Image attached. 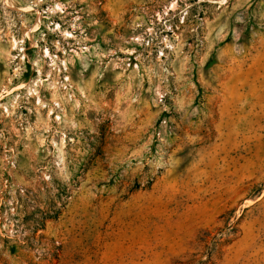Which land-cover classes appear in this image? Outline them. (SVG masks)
<instances>
[{"label":"rangeland","instance_id":"rangeland-1","mask_svg":"<svg viewBox=\"0 0 264 264\" xmlns=\"http://www.w3.org/2000/svg\"><path fill=\"white\" fill-rule=\"evenodd\" d=\"M0 264H264V0H0Z\"/></svg>","mask_w":264,"mask_h":264},{"label":"trees","instance_id":"trees-1","mask_svg":"<svg viewBox=\"0 0 264 264\" xmlns=\"http://www.w3.org/2000/svg\"><path fill=\"white\" fill-rule=\"evenodd\" d=\"M201 89V88H200Z\"/></svg>","mask_w":264,"mask_h":264}]
</instances>
